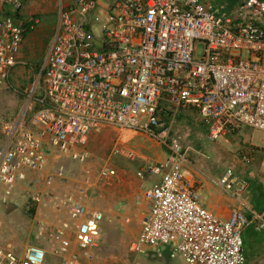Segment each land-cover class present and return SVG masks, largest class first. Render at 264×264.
Listing matches in <instances>:
<instances>
[{
  "label": "built area",
  "instance_id": "obj_1",
  "mask_svg": "<svg viewBox=\"0 0 264 264\" xmlns=\"http://www.w3.org/2000/svg\"><path fill=\"white\" fill-rule=\"evenodd\" d=\"M28 1L0 0V92L18 67L29 69L26 89L16 91L23 96L18 112L0 119L5 195L33 176L38 182L44 175L46 185L65 179L63 166L46 171L50 157L86 162L93 134L115 129L146 135L169 155L138 172L160 180L138 198L146 208L129 253L167 254L183 264H246L243 236L251 225L264 231V210L252 220L238 206L227 218L208 211L171 133L182 113L193 112L211 142L239 139L244 129L264 134V0L234 6L225 0H57L58 22L37 68L18 60L26 35L40 24L24 13ZM98 19L104 22L99 31ZM120 150L116 144L112 154ZM241 152L244 163L256 160L254 148ZM116 175L110 167L95 177L86 173L84 185L61 201L70 220L39 223L35 239L47 240L62 264L94 259L106 217L91 208L89 189ZM236 183L231 171L218 181L224 193ZM41 199L33 194L28 209ZM46 254L29 245L20 260L0 248V264H46Z\"/></svg>",
  "mask_w": 264,
  "mask_h": 264
},
{
  "label": "rangeland",
  "instance_id": "obj_2",
  "mask_svg": "<svg viewBox=\"0 0 264 264\" xmlns=\"http://www.w3.org/2000/svg\"><path fill=\"white\" fill-rule=\"evenodd\" d=\"M240 1L242 0H225L224 3L234 6ZM227 2H229V4ZM101 3L105 4L106 2L102 0ZM219 4L220 2L218 5ZM27 10H29L30 13L32 12V16L39 19L41 23V27L39 31H37L38 33L35 39L38 42L37 47L42 51L43 42H45L46 45L49 44L53 29L58 22L57 0H29ZM103 23V20L98 19L95 22L94 29L99 31ZM98 38H100L99 34ZM44 57L45 53L39 52L37 58L28 63V67L34 66L33 68H37V66L41 65L43 62ZM28 78L29 69L18 67V69L14 71L9 84L1 90L0 119L13 117L18 112L23 101V96L18 95L16 91H23L26 89ZM246 131L247 129H244L243 133ZM140 137L144 136L131 131L123 134L115 129L93 134L90 138L88 149L90 157L86 162L81 163L67 157H57L55 155L52 156V158L50 157L48 172L53 174L58 167L63 166L67 172L66 178L57 179L52 185H46L45 176L41 175L38 182L35 180L31 181L27 185V188H25L26 184L18 183L14 187L13 194L18 193L19 200L14 198L12 194L11 197L7 199V202H3L5 193L0 184V248L10 250L7 247H3V244H6L8 241L14 243L11 241L12 237L19 234L21 226H24V229H26V232H21V234L23 233V237L21 238L22 241H25V237L28 235L29 241H31L33 238L35 239V233L39 223L57 226L64 221H69L70 219L67 212L61 207V201L65 193L74 192L78 187L84 185L83 181L86 173H90L92 177H95L104 167H110L119 171L120 168H125L124 164L120 165L122 161L124 163L128 161L136 162L133 159L139 158L142 153L136 146L132 145L131 141L136 143V141L138 142L136 138ZM117 138H120L122 147L120 152L115 154L117 158H112L110 155L112 154V148L116 144ZM144 139L148 143L153 142L146 137H144ZM243 139V137H240L236 141L228 139V142L231 141L229 144L219 141L218 143H212L208 140L204 141L203 144L206 148L213 144L211 149L204 153L207 157L214 155L210 157L209 160H206L208 167L212 169L210 173L214 178H219L227 171H233L232 173L235 176L237 172L243 173L249 169L250 164L244 163L240 157L243 147H251L249 143L245 142ZM238 141L240 143H238ZM144 144H146V142ZM261 152V154H263L264 150ZM117 159L120 160L117 162ZM146 180L147 183L153 184L159 180V177L151 176L147 177ZM99 184H101V182ZM36 192L41 195V202L38 206H33L28 210V207L32 205L31 197ZM90 197L89 194V198ZM14 199H16V201ZM107 221L102 225L106 232L105 238L101 241L100 248L96 251V257L88 264H183L178 259H170L167 254L164 255L163 259H157L152 256L133 257L129 253V246L134 240V236L136 232H138L140 226H138L133 219H131V221H127L126 219L122 220L124 226L120 225L118 221H111L109 223ZM13 228V231H16L14 233L11 231ZM15 241H17V239ZM40 241L43 242V246L40 247L48 251L46 255V264H62L61 259L59 260L54 256L49 242L45 239H40ZM17 243L18 242L15 243L16 248H11V250L22 260L26 250L25 248L33 244L28 243L27 246L22 245L25 246L24 248H17ZM244 246L247 255L253 252L252 244L246 241ZM50 259H53V261Z\"/></svg>",
  "mask_w": 264,
  "mask_h": 264
},
{
  "label": "crops",
  "instance_id": "obj_3",
  "mask_svg": "<svg viewBox=\"0 0 264 264\" xmlns=\"http://www.w3.org/2000/svg\"><path fill=\"white\" fill-rule=\"evenodd\" d=\"M27 6L28 3L25 7L24 13L27 16H32L33 13H30V11L27 10ZM40 24L34 32H30L26 35L18 55L19 61L29 63L31 60L37 58L39 52L43 54L46 53L48 45L43 42V50L41 51L40 48L37 47L38 42L35 39L38 33L37 31H39L41 27ZM125 133L126 132L123 134ZM263 135L264 134L262 133L258 132L257 134V132L251 130H247L243 133V140L249 143V146L254 147V149L257 151L256 160L252 163H247L250 164V167L247 171L243 173L235 172L237 183L234 185L232 192L224 193L221 191L218 185L219 179L224 174H222V176L219 178H214L210 173L212 169L208 167V163L206 162V160H209L210 157L214 156L210 155L207 157V155H205L206 151L211 149L213 145L211 144V146L206 148L203 144L205 140L210 141L207 137V128L205 125L198 122L196 115L193 112H184L178 117L172 126L171 136L176 137L178 140L180 139V145L182 146L183 152L187 158V164L185 166L184 173L189 179L198 184L201 193V202L208 211L223 218H227L233 207L238 206L241 207L245 216L249 220H252L255 213H260L264 210V187L262 184L264 181V153L261 154V151L264 149ZM142 136L148 138L146 135ZM144 137L136 138L138 139V142L136 141V143L131 141L132 145L136 146L142 153V156L140 155L139 158L133 159L136 162L128 161L124 163L122 161L120 165L124 164L125 168H120L114 178L105 180L101 182V184H93L94 186L89 189V194L91 196L89 198V202L91 208L104 212L106 217L105 221L108 220V223L111 221H118L120 225H123L124 223L122 220L126 219L127 221H131V219H133L135 223L141 227V221L145 213L146 202L143 200L138 201V198H140L144 190L150 187L152 184L147 183V177H138V172L146 164L156 165L165 162L169 155V151L166 149V147L160 146L156 141L150 138L148 139L152 140L154 143H148ZM232 140L236 141L238 139ZM145 142L146 144H144ZM219 142H224L225 144L231 143V141L228 142L227 140H219ZM238 143L240 142L238 141ZM116 144L122 147L120 138H117ZM110 156L112 158H117V156L114 154H111ZM119 160L120 159H117V162ZM46 171H48V167ZM35 178L36 176H33L26 183L22 184H26L25 188H27V185ZM159 180H157V182H159ZM2 188L5 193V188L3 186ZM235 192L240 193L238 198L235 197ZM12 194L13 191L9 196L5 195L3 199H5L7 202V199H9ZM66 194L67 193H65V195ZM13 196L19 200L18 193L13 194ZM64 198L65 196H63L62 199L64 200ZM16 199L14 200L16 201ZM63 209L65 210V208ZM140 229L141 228H139L138 232H136L134 240L138 237ZM13 230L14 228L11 231ZM25 230L26 229H24V226H21L19 234H16L12 237L11 241L14 243H10L8 241L6 244H3V247H7L10 250L11 248L15 249L16 242H18L17 248H24L28 243L37 246H43V242L40 240L36 239V241L33 238L31 241H29V235L25 237V241H22L21 238L23 237V233L21 234V232H26ZM14 232L16 231H13V233ZM14 239H17V241ZM243 239L245 242L247 241L252 244L253 247V252L251 254L247 255V252L245 251L247 258L246 264H264V231L256 232L253 228V225H251L245 231ZM99 246L96 251L100 248ZM96 251L94 254L95 257ZM50 260L53 261V259Z\"/></svg>",
  "mask_w": 264,
  "mask_h": 264
},
{
  "label": "clouds",
  "instance_id": "obj_4",
  "mask_svg": "<svg viewBox=\"0 0 264 264\" xmlns=\"http://www.w3.org/2000/svg\"><path fill=\"white\" fill-rule=\"evenodd\" d=\"M140 171V170H139ZM4 202H6V200H3ZM29 210V209H28ZM105 222V221H104ZM47 255V254H46Z\"/></svg>",
  "mask_w": 264,
  "mask_h": 264
},
{
  "label": "trees",
  "instance_id": "obj_5",
  "mask_svg": "<svg viewBox=\"0 0 264 264\" xmlns=\"http://www.w3.org/2000/svg\"><path fill=\"white\" fill-rule=\"evenodd\" d=\"M244 244H245V241H244ZM244 251H245V246H244Z\"/></svg>",
  "mask_w": 264,
  "mask_h": 264
}]
</instances>
